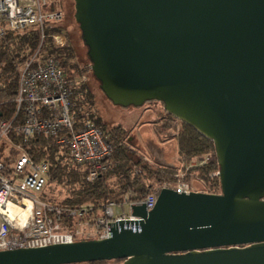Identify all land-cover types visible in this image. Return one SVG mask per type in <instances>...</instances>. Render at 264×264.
I'll return each instance as SVG.
<instances>
[{
    "label": "water",
    "instance_id": "water-1",
    "mask_svg": "<svg viewBox=\"0 0 264 264\" xmlns=\"http://www.w3.org/2000/svg\"><path fill=\"white\" fill-rule=\"evenodd\" d=\"M109 103L212 142L219 194L161 189L108 238L0 251V264H264V0H74ZM95 81V82H96Z\"/></svg>",
    "mask_w": 264,
    "mask_h": 264
},
{
    "label": "built area",
    "instance_id": "built-area-1",
    "mask_svg": "<svg viewBox=\"0 0 264 264\" xmlns=\"http://www.w3.org/2000/svg\"><path fill=\"white\" fill-rule=\"evenodd\" d=\"M49 1L0 0V42L8 32L29 27L40 31L38 49L19 69L14 113L9 119L0 117V251L107 239V224L139 220L130 215L131 205L145 204L146 210H151L158 192L164 188L219 194L202 183L199 189H194L184 181L190 168L214 159L206 155L186 162L175 185L164 183L138 202H109L98 209L63 208L41 198L48 166L33 161L27 152L33 138L52 139L65 150L71 165L86 168L90 182L107 171L110 165L107 160L112 154V147L90 120L88 112L80 110V119L74 116L72 98L85 78L70 79L62 70L60 60L68 48L66 37L44 32L47 23L59 22L62 17L58 11H43ZM48 40L49 46L45 47ZM210 178H218V171ZM70 222L73 224L69 225Z\"/></svg>",
    "mask_w": 264,
    "mask_h": 264
},
{
    "label": "trees",
    "instance_id": "trees-1",
    "mask_svg": "<svg viewBox=\"0 0 264 264\" xmlns=\"http://www.w3.org/2000/svg\"><path fill=\"white\" fill-rule=\"evenodd\" d=\"M55 1L56 5H53L51 10L62 13L61 0ZM44 32L46 35L60 33L68 40L66 32L58 22L47 23ZM49 42V40L46 42L45 47L49 46ZM39 43L40 31L36 27H29L19 32H8L0 42V117L9 119L13 115L19 69L35 53ZM60 61L62 70L70 79L85 78V81L80 83L75 90L72 98L75 105L74 116L80 119L82 115L80 110L88 112L90 120L100 128L104 140L112 147V154L107 160L110 163L107 171L90 182L87 181L86 168L71 165L67 160L65 150L57 146L52 139L33 138L27 152L33 161L43 162L48 166L47 180L41 194L44 201L55 207L92 206L95 209L101 208L109 202L117 204L138 202L164 183H177L176 177L185 170L186 162L206 155L212 156L214 159L202 166L190 168L185 174L184 181L191 184V177H194L198 187L202 183L211 192L220 191L219 179L210 178L212 173L218 171L211 141L202 138L193 129L182 123L178 128L171 122L175 119L164 114L154 127L155 134L158 139L161 135H165L162 143L169 140L175 141L180 166L166 164L160 160H151L148 156H143L140 153L138 158H134L133 154L137 151L132 148L127 131L121 126L109 128L98 114L93 95L87 86L89 77L96 81L91 69L88 67L85 71L79 67L69 44ZM149 103L158 102L146 104ZM72 224L73 222H70L69 225ZM111 263L120 264L121 261L86 264Z\"/></svg>",
    "mask_w": 264,
    "mask_h": 264
},
{
    "label": "rangeland",
    "instance_id": "rangeland-1",
    "mask_svg": "<svg viewBox=\"0 0 264 264\" xmlns=\"http://www.w3.org/2000/svg\"><path fill=\"white\" fill-rule=\"evenodd\" d=\"M55 2V0H50L47 6L43 8V11L51 10V7L56 5ZM60 6L62 17L58 23L67 34V41L73 50L76 63L82 70H85L90 67V63L87 60L86 48L81 41V34L74 19V0H61ZM87 86L93 95L98 114L109 128L121 126L127 131L128 138H132L133 142L138 143V141H143L141 144L146 156L169 155L170 152L167 149L170 145H166L165 147L164 144H160L157 136L152 134V124H148L149 121L153 122L155 120L156 115L159 119L166 114L160 106V103H149L136 109H122L109 103L101 96L102 92L99 89V84L93 78H88ZM171 122L180 128V122L176 120H171ZM164 136L161 135L159 140H164ZM134 150L136 151V148ZM138 156L139 153L137 152L133 154L134 158H138ZM179 162H175V166L179 167ZM191 179L192 187L199 189L200 187L195 183L194 177H191ZM172 184L175 185L176 183L174 182ZM124 211L127 212L126 209Z\"/></svg>",
    "mask_w": 264,
    "mask_h": 264
},
{
    "label": "crops",
    "instance_id": "crops-1",
    "mask_svg": "<svg viewBox=\"0 0 264 264\" xmlns=\"http://www.w3.org/2000/svg\"><path fill=\"white\" fill-rule=\"evenodd\" d=\"M159 122L160 121L158 120L157 115L155 116V120L153 122H150V121L148 122V124H152V128H151L152 129V134L155 135V136H156V134H155L154 127ZM158 141H159L160 144H164L165 147H166V145H170L169 148L167 149L170 152L169 155L162 154V155L148 156V158H151V160L152 159H155L157 161L160 160V161H162V162H164L166 164L176 165L175 162H179V156H178V149H177V145H176L175 141L174 140H169V141L164 142V143H162V141H160L159 139H158ZM130 142H133L132 138L130 139ZM141 143H143V141H138V143L133 142L132 143V147H133V149L136 148V151L138 153H140L141 155L146 156L144 154L143 146H142ZM144 146L146 147V145H144ZM179 164H180V162H179Z\"/></svg>",
    "mask_w": 264,
    "mask_h": 264
}]
</instances>
